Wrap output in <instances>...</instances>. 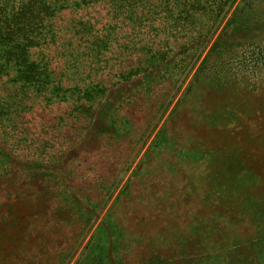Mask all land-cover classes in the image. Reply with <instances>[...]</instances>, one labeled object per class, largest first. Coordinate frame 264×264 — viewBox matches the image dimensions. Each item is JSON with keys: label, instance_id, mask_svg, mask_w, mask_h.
Here are the masks:
<instances>
[{"label": "rangeland", "instance_id": "obj_1", "mask_svg": "<svg viewBox=\"0 0 264 264\" xmlns=\"http://www.w3.org/2000/svg\"><path fill=\"white\" fill-rule=\"evenodd\" d=\"M197 3L112 31L96 2L106 47L44 48L65 100L0 128V264H264V0Z\"/></svg>", "mask_w": 264, "mask_h": 264}, {"label": "trees", "instance_id": "obj_2", "mask_svg": "<svg viewBox=\"0 0 264 264\" xmlns=\"http://www.w3.org/2000/svg\"><path fill=\"white\" fill-rule=\"evenodd\" d=\"M101 1L112 3L107 19L112 31H126L130 24H152L160 16L166 29L185 30L199 7L198 0H0V128L10 133L22 111L38 101L65 100L64 81L50 69L44 48L61 46L68 54L71 48L86 44L90 53L102 50L113 33L95 35L92 20L81 17L85 8ZM178 6L179 12L170 11ZM82 100L76 106L87 112L89 99Z\"/></svg>", "mask_w": 264, "mask_h": 264}]
</instances>
